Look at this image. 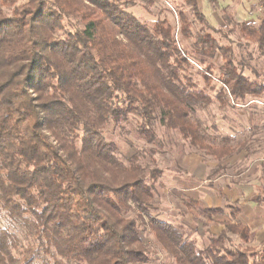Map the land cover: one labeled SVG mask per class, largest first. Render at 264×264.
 I'll return each instance as SVG.
<instances>
[{"label":"trees","instance_id":"16d2710c","mask_svg":"<svg viewBox=\"0 0 264 264\" xmlns=\"http://www.w3.org/2000/svg\"><path fill=\"white\" fill-rule=\"evenodd\" d=\"M180 2L176 24L126 0H0V264H151L155 252L162 264H264V238L234 241L254 238L240 206L202 207L223 226L202 247L153 211L157 125L213 158L216 175L261 149L258 131L224 134L198 116L263 98L264 80L213 34L199 0ZM237 27L264 54V19ZM122 124L151 151L120 156L106 132Z\"/></svg>","mask_w":264,"mask_h":264},{"label":"rangeland","instance_id":"374dc122","mask_svg":"<svg viewBox=\"0 0 264 264\" xmlns=\"http://www.w3.org/2000/svg\"><path fill=\"white\" fill-rule=\"evenodd\" d=\"M126 1H133L129 10L139 17L155 21L161 13L169 16L173 14L174 18L171 19L178 24L175 8L181 4L180 0H156L153 4L150 0ZM199 1L216 26L213 34L223 43H232L238 59L247 64L245 72L249 77L264 80V54L257 45L248 44L237 27L242 21L260 24L264 19V9L254 0H220L221 4L216 9L207 0ZM224 33L229 39L222 37ZM190 41L192 39L184 42L188 44ZM215 75H218V70H215ZM248 101V106L230 107L224 112L219 111L217 104L198 111V116L206 124L217 123L224 134L258 131L255 137H259L256 145L260 144V151H250L248 157L245 151L234 155L226 162L224 170L219 169L226 172L224 175L214 174L218 166L216 161L191 148L178 131L156 126L162 145L161 148H155L157 152L154 157L163 174L155 185L157 203L153 211L158 216L181 225L197 240L199 247L203 246L210 234L218 233L223 228L202 213V207L217 205V201L227 209L228 205L240 206L241 217L245 216L254 233V238L249 242H242L234 236L235 243L256 247L264 238V97L254 100L249 98ZM223 114L226 116L220 119ZM122 125H110L106 132V136L118 144L120 156L126 158L142 148L151 151L145 140L138 137L132 125ZM165 259V256L155 252L152 254L151 264H162Z\"/></svg>","mask_w":264,"mask_h":264},{"label":"crops","instance_id":"0c3cea01","mask_svg":"<svg viewBox=\"0 0 264 264\" xmlns=\"http://www.w3.org/2000/svg\"><path fill=\"white\" fill-rule=\"evenodd\" d=\"M249 199H250V197H249ZM251 200V199H250ZM252 201V200H251ZM221 204H220V202L219 201H217V205L216 206H220ZM243 215H244V213H243ZM243 219L245 220V221H247L246 220V218H245V216L243 217Z\"/></svg>","mask_w":264,"mask_h":264}]
</instances>
